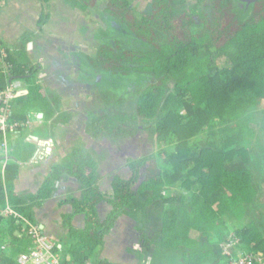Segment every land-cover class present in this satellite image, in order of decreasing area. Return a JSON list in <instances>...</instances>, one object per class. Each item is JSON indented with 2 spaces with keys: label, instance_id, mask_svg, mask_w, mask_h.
Here are the masks:
<instances>
[{
  "label": "trees",
  "instance_id": "1",
  "mask_svg": "<svg viewBox=\"0 0 264 264\" xmlns=\"http://www.w3.org/2000/svg\"><path fill=\"white\" fill-rule=\"evenodd\" d=\"M40 1L46 6L34 16L46 26L44 32L57 18L47 12L52 0ZM132 1L109 0L104 7L115 10L133 30L137 47L124 46L119 52L103 47L101 54L109 63L103 61V78L97 81L115 91L117 80L126 81L134 93L132 106L126 112L105 109L93 120L94 132L91 127L86 135L115 138L124 132L122 123L140 122L156 148L132 161V181L116 176L110 183L113 195L105 196L107 189L98 185L99 164L76 147L52 166L35 195L23 199L14 182L19 162L27 161L35 148L25 142V130L37 129L43 136L50 126L55 139L58 123L68 120L64 111L58 112L62 95L48 90L62 79L63 63L53 59L45 67L35 52L33 58L28 43L43 50L36 40L42 35L21 29L17 22V27L2 23L13 19L7 0H0V114L5 107L10 110L0 129V154L8 150L6 158L0 155V264H17V257L34 246L21 230L25 222L37 225L32 206L51 197L61 175L80 185V198L69 201L86 222L82 230L70 226L67 237L55 242L53 252L60 253L63 264H107L98 258L97 248L117 225L122 228L130 221L147 249L140 252L145 260L136 264L149 259L157 264L163 253L156 255L158 248L176 251L183 264H232L242 255L253 257L252 264H264V223L249 218L261 200L252 160L264 143V0H211L210 14L202 0L188 6L185 0H153L149 12L131 7ZM64 3L72 9L85 7L77 0ZM12 83L17 84L14 95L4 103ZM22 88L25 94L18 98ZM39 113L41 119L35 117ZM8 205L20 216L2 217ZM100 215L105 216L102 223ZM70 219L67 215L66 222ZM234 223L241 226L232 230ZM194 231L196 238L191 237Z\"/></svg>",
  "mask_w": 264,
  "mask_h": 264
},
{
  "label": "flooded vegetation",
  "instance_id": "2",
  "mask_svg": "<svg viewBox=\"0 0 264 264\" xmlns=\"http://www.w3.org/2000/svg\"><path fill=\"white\" fill-rule=\"evenodd\" d=\"M57 1L59 0H52V5L50 4L47 7V12H49L50 18L52 14L51 8L54 6L53 2L57 3ZM77 1L78 3L85 4L84 8L79 5H75L78 7L76 9H80L82 12H74L73 15L70 13L65 15L64 13L62 15L63 17L61 16V12H59V20H55L56 18L52 14V17H54L53 20H55L54 24H52L53 27L50 25V27L47 28V31H44L42 38L41 36L36 38L39 43L42 40L41 44L43 50H41L40 47L34 48L35 45L32 41L28 43L29 54L32 55L33 58H35L33 52L36 53L35 55H39L42 58V63L44 62L43 65L45 67H50L54 62L52 61L53 59L59 60L63 63V67H61V74H63L62 79L65 81L61 79L58 80V84L53 85L56 88L66 87L65 89L69 90L67 92L76 91L77 94H67L64 96L66 99H60L64 101L70 97L71 99H74L72 103L70 100L66 102L71 103V107L64 106V108L61 104L58 110V112L64 111V113L68 115L67 122L58 123L59 125L56 127V130H59L62 125L63 131H57L54 139L50 136L51 129L49 126L47 129L48 134L43 133V137L45 139L44 141L47 142L48 145L50 144V146L45 145L44 147L42 146L41 148H38L40 150H32L30 158L25 162H49L48 158H50V156L51 158L55 157L54 162H62L63 159L57 158V155H55L57 153L55 151L59 149L60 151L65 150L66 152L69 147H71L72 151L73 149H76L77 145H80L78 147L79 153L82 155L88 154L89 152H83V149H87V141L90 144L89 147H95L97 152H99V149H102L107 155V159H103L105 162H99L95 157L94 159L95 162L99 164L98 170L101 177L98 180L107 181L103 185L98 184L99 188L101 190L106 189L105 186H109V190L103 193H108V195L105 196H111L113 195V190L110 183L112 184L115 177L118 176L121 177L122 180L132 181L135 178V168L132 161L145 156L142 151H145L148 143H150L152 150L146 155H149L154 151L156 144H154V139H152L148 130L145 129V126L139 124L140 122L136 124L132 123V126L128 124L129 122L122 123L124 132L115 138L103 135L99 139H94L86 135V132L91 130V127L92 132H94V126L92 124L96 116L99 113L106 111L105 108H103L105 105L104 98L100 94V90L102 92L101 85H98L97 83L99 78H103V73L101 72L104 71L103 66L105 65H103V61L106 59V57L101 54V49L103 47H115L116 51L119 52L118 50L124 47L122 45L119 46V40L126 44L125 50H127L126 48L130 46L135 48L137 47V44L134 42V37L130 36V33H132L133 30H130L126 26V23L120 19V16L116 15L117 13L115 10L104 9L107 5V1L109 0ZM185 1L187 6L198 3V0ZM243 1L247 2V4H251L256 0ZM208 2L210 3L207 4ZM211 2V0H202L201 4L205 7V10H207L206 7L210 6ZM152 3L153 0H133L130 6H137L139 11L145 10L149 12L153 7ZM66 16H68L67 28L62 29L61 27L65 22ZM104 63L108 64L109 59H106ZM43 73L46 74L45 72ZM48 90L51 92L50 89ZM83 97L85 100L82 102L81 98ZM106 101L108 100L106 99ZM77 109H81L79 113ZM58 112H56L55 116L59 114ZM62 118L64 119V117ZM135 127L136 131L131 133V129ZM69 131L71 133H69ZM60 135H62V138ZM48 148L50 152L46 155V149ZM37 157L38 159H36ZM108 160L109 162H107ZM65 177V175H61V178L58 180V183L60 182V187L62 188H64L63 186L66 183L62 182ZM47 179L48 177L46 180ZM138 179L140 178H137V180ZM31 189L32 188H30L29 192H32ZM31 195L34 194L25 195V192H23L18 196L26 199ZM51 214H54V212ZM50 217L55 216L50 215ZM104 217L105 216L102 215L99 216L101 223L105 220ZM131 222L132 221L127 222V224L122 228H120V225H117L116 228L114 226L115 233L113 232L112 234L107 235L104 241L107 242L112 238L113 246L115 245L117 250H121L122 252L124 250L125 253H127V250L130 253H140L138 249H135V244H137L140 248H143V246L140 244L136 231L134 232V230L128 226V223L131 224ZM52 227V232L55 230V236L60 237L58 238L59 240H64L67 237V233L64 236H59L60 229L56 228L55 225ZM47 232L49 236L51 231L49 232L48 230ZM116 243L121 244L122 246H116ZM131 243L133 245H131ZM114 257L116 258V256ZM124 262L132 263L127 256Z\"/></svg>",
  "mask_w": 264,
  "mask_h": 264
},
{
  "label": "crops",
  "instance_id": "3",
  "mask_svg": "<svg viewBox=\"0 0 264 264\" xmlns=\"http://www.w3.org/2000/svg\"><path fill=\"white\" fill-rule=\"evenodd\" d=\"M31 3H32L31 0H10V3L5 5V7L11 11L13 16L10 15V17L13 20H12L11 24H8V23L4 22V19L0 18L2 23L6 24L7 27H10V25L16 26L20 22L19 18H26L24 12H26L28 14H35V12L32 13V11H34L35 8H34L33 4H31ZM53 4L55 5L56 2H53ZM61 6H62V4L60 2V4L58 5V9H60L59 7H61ZM63 14L64 13H61V16ZM57 19L59 20V16ZM16 22H17V24H16ZM43 33H44L43 31H40L39 34H41L43 36ZM41 42H42V40H41ZM23 88L16 93V96L18 98H19V96L21 97V95L24 96L25 93H24ZM35 117L37 119H41V118H38L37 114ZM25 132H26L25 136H24L25 142H29V143L33 144L35 146V148L33 147V150H40L38 148H41L42 146L44 147L45 145H48L45 143L44 137L42 136V134L37 129L36 130L35 129L34 130H25ZM15 138H19V137H14V139ZM14 142H16V140ZM15 146L16 145H12L13 149H11V151L14 150ZM48 146H50V144ZM43 150H44V148H43ZM46 150H47L46 155H48V153L50 151L48 149H46ZM55 152L57 153V154H55V155H57V158L62 157L61 153H62L63 157L68 156V153H66L65 150L64 151L56 150ZM36 159H38V157ZM48 160H49V162H47V161L46 162H19V164H20L19 175H18V179H16V181L14 182V190H15V193L17 196L21 195V193H23V192H25V195L26 194H34L35 195L37 193V191L43 186L46 178L49 177L51 169L54 167V165H56V163H59V162H54L55 157L51 158V156H50V158H48ZM65 176H66L65 179L62 181L63 183L66 182L65 185L63 186L64 188L60 187V182L58 183V180H57L54 183L53 193H52L51 197L49 199L43 200L42 203L39 202L38 206L36 204H35V206H32L35 222H37V224H39V226H43V229H40L39 226H38V228L42 231L43 234H46L47 236H48L47 231L48 230H49V232L51 231V234L48 237L53 238L54 243L59 241V239L57 238L58 236H55V230H54V232H52V229H53L52 226L53 225H55L56 228H59L61 230H63V225L67 226V230H69L70 226H72L76 229H81V230L84 229L86 226L85 217H84L85 225L82 228H79L78 226L74 225V223L72 222V219H70V221L72 222V225H71V222H65V219L67 220V215L71 216L73 213L76 215H82L79 213H75V209L73 207V204L69 201L70 198L71 199L72 198H80L81 187L74 177L68 176V175H65ZM106 182H107L106 180L105 181L101 180V181H99V185H103ZM56 183H57V185H56ZM63 183H61V184H63ZM28 184H29V186H28ZM30 188H32L31 189L32 192H29ZM105 188L107 190H109V186H107V187L105 186ZM68 209H73V211L72 210L70 211ZM64 210H65V212L60 214V211H64ZM52 212H54V214H51ZM50 215L55 216V217H50ZM59 236H60V233H59ZM127 244H130V243H127ZM104 245H105V247H108V249H109L108 251L110 253L109 257H111V258H104V257L102 258V260H106L107 264H121L122 262H119V261L126 259L127 255H126L125 251L123 250V252H122L121 250H117L115 245L113 246L112 238L109 239L107 242L104 241V244L102 245V247ZM131 245H133V244L131 243ZM135 245L138 246L137 244H135ZM116 246H122V245L116 243ZM59 247L61 248L60 244L57 245L58 249H59ZM97 251H98V249H97ZM127 252L130 253L128 250H127ZM138 254H140V253H138ZM114 256H116V258ZM140 256H141V254H140ZM68 258H69V256H68ZM148 261H149L148 264H150L151 260L149 259ZM131 262L134 263L136 261H131Z\"/></svg>",
  "mask_w": 264,
  "mask_h": 264
},
{
  "label": "rangeland",
  "instance_id": "4",
  "mask_svg": "<svg viewBox=\"0 0 264 264\" xmlns=\"http://www.w3.org/2000/svg\"><path fill=\"white\" fill-rule=\"evenodd\" d=\"M209 3L210 2H208L207 4H209ZM208 7L209 6L206 7L207 8L206 13L210 14L211 9L208 8ZM58 10H59L58 9V5H54L51 8V12H52V14L54 16L58 12ZM60 12L61 13H65V15H67V13H70V14L73 15L74 12H82V11L80 9H76V11H71V10H69L67 8V6L66 7L63 6L62 10H60ZM83 14H84V12H83ZM67 18H68V16H66L65 22L62 24V27H61L62 29L67 28ZM59 28H60V25H59ZM118 42H119V46H121V45L125 46L126 45L124 42H121L120 40ZM129 48H132V47H129ZM121 49H124V47H122ZM142 51H144V49H142ZM128 76L129 75L127 74V76H124V77L128 78ZM112 78H113V81H114L115 77L112 76ZM58 82L59 81H56V84H58ZM53 83H55V82H53ZM44 86H45V84H44ZM117 86L118 87H116V91H115V87H110V86H107V85H104V86L101 85L102 92L100 91V94L104 98V101H105V105H104L103 108L111 110L112 113L117 112L118 110L119 111H124V112L129 111L131 106H132L131 99L134 97V93L132 94V91L129 89L128 83L126 81L121 82L120 80H117ZM53 88H55V89H53ZM65 88L66 87L56 88L54 85H50L49 86V89L51 90V92H54L55 94L63 95L62 97H60V99L65 98L64 96L69 94V92H67L69 90H67ZM81 99H82V102L85 100L84 97L81 98ZM106 99L108 101H106ZM119 99H121V101H119ZM68 100H70V102L72 103L74 99H71V97H70V98H68L65 101L64 100H60V104H62L63 107L64 106L71 107V103H66V102H68ZM77 110H78V113H79L81 109L80 110L77 109ZM128 124L130 126H132V122H129ZM61 127H63V126H61ZM61 130L63 131V129H61ZM57 131H59V130H56V132ZM59 133H61V132H59ZM69 133H71V132L69 131ZM60 137L62 138V135H60ZM89 145L90 144L86 141L87 149L86 150L83 149V152H89L99 162H105L103 160V159H107V155L105 154V152L102 149H99V152H97L95 147H89ZM79 146L80 145H77V147H79ZM150 146H151L150 143H148V146L145 149V151H142L143 155H146L147 153L151 152L152 148ZM70 151H71V147L67 148L66 153H69ZM259 152L260 153H258L255 156V158H253L252 164H253V167L256 169L255 170V176L257 177L258 181L260 182L259 191L261 192L260 193L261 194V200L257 201V209L253 211V213L250 215L249 218H253L255 220L258 219V220H260V221H262L264 223V143H263V150H259ZM6 153H8V150L5 151L3 149V151L1 152L0 155L4 156L6 158L7 157ZM62 157H63V155H62ZM107 162H109V160ZM28 186H29V184H28ZM5 210L2 211L1 215H2V217L7 218V216H5L6 215L5 214L6 213ZM68 210H70V211L72 210L73 211V209H68ZM63 212H65V210L64 211H60V214L63 213ZM71 219H72V222L74 223V225L78 226L79 228L84 227L85 223H84L83 215H76V214L73 213L71 215ZM246 221H249V219H247ZM240 226H241L240 223H234V225L232 227V230H235L234 228H237V227H240ZM66 233H68L67 226L63 225V230L60 229V236H64ZM146 235L149 236L147 233H146ZM196 236H197V232L194 231V232L191 233V237L196 238ZM57 238H60V237H57ZM152 238L153 237L151 236V240H152ZM97 249H98V258L100 260H102L103 257L104 258H111V257H109L110 256V253L108 251L109 249H108V247H105V245L103 247H99ZM135 249H138L139 252H141V253L147 252V249L140 248L138 246H136ZM156 251H157L156 255L160 251H163V253H161V255H159V257L156 258V261L154 259L155 263H157V264H183L184 263V261L181 260V255H179V253H177L176 251L163 250L161 248H158ZM140 254L128 253V252L126 253V255H127L128 259L130 260V262L131 261H136L134 263L139 262L140 258H142V259L144 258L143 256L141 257ZM147 256H148V254H147ZM144 260L145 259H143L142 261H144ZM119 262H122L121 264L128 263V262H124V260L119 261Z\"/></svg>",
  "mask_w": 264,
  "mask_h": 264
},
{
  "label": "built area",
  "instance_id": "5",
  "mask_svg": "<svg viewBox=\"0 0 264 264\" xmlns=\"http://www.w3.org/2000/svg\"><path fill=\"white\" fill-rule=\"evenodd\" d=\"M14 87H17L16 83H12V85L8 87L7 90L5 91L4 103H7L11 96L13 97ZM1 111L2 113L0 114V129L4 130L5 122L7 120L8 115L10 114V110L7 107H5L1 109ZM14 126H11V128H14ZM5 209H4L6 211L5 216L7 217L13 216L17 218L20 216L9 206H7V208ZM24 224L25 226L28 227V229L26 231V228L24 226L21 230V233L23 232L26 233L27 237L30 238L34 246L32 248H29L28 252L21 253L17 257V264H63L60 253L53 252L55 243L47 235L43 234L37 225H31L29 223L28 225H26V222ZM225 249L228 250L229 246H226ZM253 261H254L253 257L242 255L240 256L238 261L232 264H252ZM126 264H136V263H126Z\"/></svg>",
  "mask_w": 264,
  "mask_h": 264
},
{
  "label": "water",
  "instance_id": "6",
  "mask_svg": "<svg viewBox=\"0 0 264 264\" xmlns=\"http://www.w3.org/2000/svg\"><path fill=\"white\" fill-rule=\"evenodd\" d=\"M36 2V10L32 11V13L38 11L39 13H41L42 11V2L40 0H35ZM61 4H62V7H66L71 10V11H76V9H72L71 7H69L68 5H66L64 3V0H60ZM59 1H57V3L55 5H59L60 4ZM10 1L8 2L7 0V4H9ZM64 3V4H63ZM46 6V4H44ZM60 9L58 10V12L55 14V17L58 18V13L60 12V10H62L61 7H59ZM26 18H19L20 22H19V25L21 27V29H31L32 32H35V33H40V31L42 30H45L44 27H46L44 24L42 23H38V16H34V14H28L26 12H24ZM53 27V26H52ZM55 28V27H54ZM38 118H41L42 117V114L39 113L37 114ZM46 144H48L47 142H45ZM49 150V148H48ZM83 215V214H82ZM84 217V215H83ZM37 224V222H36ZM39 226V224H37ZM71 225H72V222H71ZM40 229H43V226H39Z\"/></svg>",
  "mask_w": 264,
  "mask_h": 264
},
{
  "label": "clouds",
  "instance_id": "7",
  "mask_svg": "<svg viewBox=\"0 0 264 264\" xmlns=\"http://www.w3.org/2000/svg\"><path fill=\"white\" fill-rule=\"evenodd\" d=\"M38 226V225H37ZM17 234H20V233H18V232H16ZM46 235V234H45ZM20 236V235H19Z\"/></svg>",
  "mask_w": 264,
  "mask_h": 264
}]
</instances>
